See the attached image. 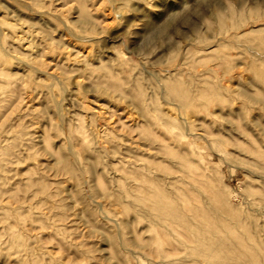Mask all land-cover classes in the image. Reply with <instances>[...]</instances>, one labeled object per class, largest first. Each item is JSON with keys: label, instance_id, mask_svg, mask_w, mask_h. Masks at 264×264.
<instances>
[{"label": "rangeland", "instance_id": "374dc122", "mask_svg": "<svg viewBox=\"0 0 264 264\" xmlns=\"http://www.w3.org/2000/svg\"><path fill=\"white\" fill-rule=\"evenodd\" d=\"M0 264H264V0H0Z\"/></svg>", "mask_w": 264, "mask_h": 264}, {"label": "bare ground", "instance_id": "6f19581e", "mask_svg": "<svg viewBox=\"0 0 264 264\" xmlns=\"http://www.w3.org/2000/svg\"><path fill=\"white\" fill-rule=\"evenodd\" d=\"M262 24H260L259 26H261ZM30 35H32V33H29L27 31H22L20 32V34L17 36L19 37L20 39L22 40H26V43H28L30 41ZM74 41L73 45H77V44H82V48H84L83 50V53L80 55V60H86L88 58L91 57V50H90V47L88 46V42H91L92 38L94 37H91L89 35H86L84 33H77L76 35H70ZM43 72V71H42ZM239 73L243 74L245 72V70H239L238 71ZM48 74H52L51 72H49ZM81 81V80H80ZM169 106H175L176 104L175 103H168ZM84 109H87L86 107H84ZM167 112L170 114V117L173 118V119H178L181 118L179 117V114L178 112H176L175 108L173 107H168L167 108ZM95 117H97V112L95 111ZM151 117V115H149ZM157 124H159L160 127H162V123L160 121H157ZM200 136H202V134H199ZM171 140L175 141V138L174 136H170L169 137ZM176 142V141H175ZM182 144H185V151H188V153L190 155H193L194 154V151H196L194 149V147L192 146V141H189V142H184L183 140L181 141ZM139 149L141 150H144V151H157L160 149V147H150V146H139ZM148 153V152H147ZM180 160H182L183 162V165L186 167V171H185V177L188 179L189 177V174H190V163L186 160L185 156L184 155H181L178 157ZM123 160L125 161V163L127 164V168L128 169H133L135 168L136 166L139 167L141 166V163H137L139 162V160H130L129 158H123ZM76 162V161H74ZM123 170V174H122V177L128 179V180H131V183H129V195L130 196H135L137 191L142 187V182L140 180L143 181V179H145L142 175H137L135 178H127L126 174L128 173L127 170L125 169H122ZM120 171V170H119ZM118 178V177H117ZM178 180V178L176 179V181ZM190 181H193L192 179H188ZM186 182V181H185ZM187 183V182H186Z\"/></svg>", "mask_w": 264, "mask_h": 264}]
</instances>
